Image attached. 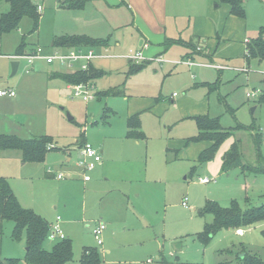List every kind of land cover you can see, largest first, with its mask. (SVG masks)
<instances>
[{
  "label": "rangeland",
  "instance_id": "374dc122",
  "mask_svg": "<svg viewBox=\"0 0 264 264\" xmlns=\"http://www.w3.org/2000/svg\"><path fill=\"white\" fill-rule=\"evenodd\" d=\"M32 1L37 3L36 7L41 6L40 11L37 9V30L32 32V20L24 17L17 30L0 39V89L15 91L14 96H0V134L21 139L46 135L52 140L47 145L51 150L39 163L23 162L19 150H0V175L9 181L21 206L32 209L48 225L60 216L63 233L72 242L73 261L80 258L84 247L95 248L101 264H239L238 255L242 252L257 254L264 260V222L240 228L244 230L241 236L235 230L223 229L207 239L200 238L204 225L212 220L210 213L200 212L207 201L225 207L236 200L242 209L264 203V174L244 175L238 168L221 171L222 155L235 142L244 163H256L257 147L259 163H264V102L258 101L264 94V61L248 66L252 59L245 57L247 63L232 70L231 83L223 81L221 97H226L232 112H225L216 93L209 94V113L225 112L221 124L230 128L231 133L213 159L199 165L197 156L202 146L197 142L184 144L196 135L192 116L206 114L207 93L205 88L192 85L215 81L217 71L213 68H174L168 63L146 60L131 65L136 70L147 64L130 75L125 58H100L96 64L105 71L93 66L106 75L96 83L87 82L93 86L95 97L84 101L72 97L59 77H50L62 69L57 63L39 60L31 67L20 59L12 76L10 62L14 59L8 57L22 37L25 50L35 45L52 53V39L88 35L106 37L100 38L106 40L105 45L94 48L116 55L148 41L150 46L144 56L150 59L157 55L153 44L163 26L168 32L189 17V26L185 20L180 29L182 36L195 37L200 32V36H208L209 45L219 46L218 55L235 58L243 48V38H248L254 27L264 26V0H246L243 19L229 16L226 4L216 9L212 3L209 6L210 0H165L160 18L148 0H136V4L131 0H88L82 9L59 7L62 0ZM162 18L165 22L160 21ZM208 18L213 20L214 28ZM216 31L222 36L217 44L212 43L211 37ZM256 36L264 38V31ZM109 37L118 45L108 49ZM204 51L199 53L204 56ZM184 52L181 45L174 44L161 55L180 60ZM205 57L211 60L209 55ZM195 60L209 61L201 60L197 54ZM222 84L219 80L213 86L218 88ZM122 85L125 96L104 95L112 88L122 90ZM173 92L178 96H171ZM247 92L255 95L247 96ZM138 112L143 137H127L126 120ZM236 123L243 129H231ZM85 140L103 151L102 163L91 172L92 180L88 183L78 179L75 165ZM68 155L69 164L65 161ZM48 169L53 172L48 173ZM66 169L75 171L74 175L58 179L57 172ZM200 177L211 181L201 183ZM98 222L106 226L102 244H97L92 233ZM12 230L13 222L3 221L0 258H16L18 264H27L25 239H14ZM56 241L47 238L43 248L51 249ZM226 249L229 251L221 253Z\"/></svg>",
  "mask_w": 264,
  "mask_h": 264
},
{
  "label": "trees",
  "instance_id": "16d2710c",
  "mask_svg": "<svg viewBox=\"0 0 264 264\" xmlns=\"http://www.w3.org/2000/svg\"><path fill=\"white\" fill-rule=\"evenodd\" d=\"M5 1L9 8L6 12L0 14V36L17 30L21 20L29 17L32 20V32L36 31L39 24L40 13L37 11L36 4L32 0H0ZM87 0H64L60 4L69 9H82ZM217 3L227 4L230 15L238 18L245 17L243 0H217ZM259 31L263 32L262 27ZM106 44V40L92 38L87 35H61L52 39V46L56 48H93ZM195 47V43L190 42L188 47ZM26 44L23 37L16 48V54L28 53L25 50ZM244 56L249 59L264 60V38L256 36L246 43ZM141 69L138 67L136 70ZM135 71L130 67L129 73ZM104 72L90 65L87 70H76L74 72H53L51 78L59 77L66 84H78L95 81L100 78ZM104 95L120 96L121 91L115 88L106 90ZM258 101L264 102V94ZM231 112V111H230ZM139 112L130 115L126 120L127 137H143L140 129ZM197 133L185 140L189 142L207 141L209 145L202 149L197 157L199 165L213 159L222 142L230 135V128H224L220 124L219 116L198 115L193 116ZM243 129L241 124H236L234 129ZM252 128V127H251ZM257 133L254 134V137ZM51 138L42 136L39 138L21 139L15 135L0 134V150L16 149L21 152L23 162H43L46 154L51 150L48 144H51ZM83 142L80 146H82ZM257 145V144H256ZM257 161L255 164H246L242 161V153L239 145L232 143L230 148L224 152L221 158V171L227 173L238 168L244 175L247 173L264 174V163H259L260 152L256 148ZM177 151V150H175ZM264 196V194L262 195ZM248 203V198H245ZM200 212L210 213L212 220L204 225L203 233L200 238L207 239L213 233L219 230H237L243 227H252L264 222V203L260 205L248 206L242 209L236 200H231L228 206H220L215 201H207ZM3 221L13 222L12 237L21 239L24 237L27 246L25 259L27 264H101L99 252L95 248L84 247V250L77 261L72 258V242L69 238L56 241L51 249L43 248V243L47 239L49 226L47 222L32 209L21 206L9 181L0 175V233L3 227ZM264 236V232H263ZM221 251V253L227 252ZM238 255L239 264H264V260L257 254ZM241 253V254H242ZM0 264H18L16 258H0ZM218 264H228L220 261Z\"/></svg>",
  "mask_w": 264,
  "mask_h": 264
},
{
  "label": "crops",
  "instance_id": "0c3cea01",
  "mask_svg": "<svg viewBox=\"0 0 264 264\" xmlns=\"http://www.w3.org/2000/svg\"><path fill=\"white\" fill-rule=\"evenodd\" d=\"M62 1H64V0H62ZM136 0H131V2L133 3L134 2V4H136L137 2H135ZM1 2L2 1H0V14L1 13H4V12H6V10H8V8H9V6H8V4L4 1V3L5 4H1ZM86 2H88V0L86 1ZM86 2H85V4H86ZM34 3V2H33ZM209 3V2H208ZM211 3H212V7L213 8H219L220 6H221V4H224V3H217V0H210V3H209V6H211ZM34 4H37V3H34ZM85 4H84V6H85ZM148 4L150 5V7L151 8H153V9H155V10H157L155 13H157L158 14V17L160 16V12H163V11H165V0H148ZM149 5H148V8H149ZM83 6V7H84ZM128 6H130V4H128ZM245 6H246V0H243V7H244V9H245V16H246V8H245ZM59 7H62V6H59ZM65 8V7H64ZM4 10V11H3ZM226 11H227V14L230 16V13H229V7H228V5L226 4ZM209 15V14H208ZM231 16H233V15H231ZM176 18H177V16H175ZM182 17V16H181ZM235 17V16H234ZM160 18V17H159ZM197 18V17H196ZM236 18H238V17H236ZM239 19H241V18H239ZM243 19V18H242ZM182 21H183V23H181L179 26H172V27H170V29L168 30V32L166 31V29H165V26H163V30H162V33L160 34V36H159V39L158 40H156L155 41V43L153 44V47L156 49V54L157 55H155L154 57H158V56H161L162 58H164L161 54H163L164 52H166L167 50H168V48L171 46V45H174V44H179V45H181L182 46V48L184 49V55L183 56H181V59L180 60H185V59H187V58H189V60H191L192 62H194V64H186V63H175L174 61H176L175 59H167V58H164L166 61H164V62H157V63H159V64H161V63H168V64H171L174 68L176 67V66H178V65H184V66H186V67H188L189 69H191V68H193V67H198L199 65H202V63H205V62H198V61H196L195 60V55L197 54V55H199L200 57H201V60H203V58H204V60H209L206 64H216V65H227V66H232V67H236L237 65H239L240 63H247L244 59H245V56H244V53H245V46H246V43L247 42H249L248 40H250V39H252V38H255L256 37V35H257V33L259 32V30L263 27L264 28V26L263 25H259L258 27H254L253 29H252V31H250V35H249V37L248 38H246V37H244L243 38V40H242V42H243V48H242V50L240 51V53H239V55H238V53L236 54V56H235V58H232V57H227V56H224V55H221V53H220V55L222 56V57H220V55H218L217 53H216V50H217V47H219V46H217L216 48H214V46L213 45H209V43H208V36H205V37H207V38H205L204 36H200V34H198V33H200V32H197L196 34H197V36H195V37H192V36H188V35H186V36H182L181 35V32H180V29H182L183 27H184V21L186 20V22H187V24H188V26H189V23H190V18L188 17V18H186V19H181ZM207 20H209V23L211 24V26H212V28H214V23H213V20L212 19H210V18H208ZM160 21L161 22H165V18H162V19H160ZM187 26V27H188ZM245 29H246V26H244V31H245ZM4 35V34H3ZM141 35L145 38V39H148L149 37L147 36V38H146V36L144 35V33H141ZM88 36V35H87ZM194 36V35H193ZM89 37H91V36H89ZM214 40H213V42L212 43H219L221 40H222V36L218 33V31H216L215 32V34L214 35H212L211 36ZM92 38H95V37H92ZM96 38H106V37H96ZM0 39H1V36H0ZM167 39H169V43H167L166 42V40ZM190 42H193V43H195V47H188V44L190 43ZM145 43H147V47L146 48H143V45L142 46H140L139 48L137 47V48H129L128 50H130V49H132V50H138V49H141L142 50V53H143V55H144V51H146L147 50V48H149V46H150V43L148 42V41H145ZM144 43V44H145ZM222 43V42H221ZM109 45H108V49H110L111 48V46L112 45H118V42L117 41H114V40H112L110 37H109V43H108ZM50 45H52V42H51V44ZM170 45V46H169ZM114 46V47H115ZM33 47H35V45L34 46H31V47H28V49H26V50H30V49H32ZM16 48H17V46L15 47V51H14V53L13 54H16ZM55 48V47H54ZM193 48H194V51L195 52H193ZM64 49H66V48H59V50H64ZM203 49L205 50L203 53L205 54V55H209L210 57H211V60L210 59H208L207 57H205V55L203 56L201 53H199L200 51H203ZM244 49V50H243ZM127 50V51H128ZM12 54V55H13ZM12 55H9L8 54V57H9V59L11 60V56ZM116 55V54H115ZM203 57V58H202ZM214 59H217V60H221V63H215V62H213V60ZM254 61H257L258 63H260V62H262V61H264V60H258V59H252L250 62H249V65L248 66H251V64L254 62ZM128 63H129V67H131V65H133L134 63H132V62H129V61H127ZM149 62H151V60H148V63ZM156 62V61H155ZM96 64V61H94L91 65L93 66V65H95ZM97 65V64H96ZM147 65V64H146ZM146 65H144L143 67H145ZM98 66V65H97ZM203 66H206V65H203ZM99 67V66H98ZM143 67H141V68H143ZM207 67H210V66H207ZM96 68V67H95ZM99 68H101V67H99ZM210 68H213L214 70H216L217 72V77H216V79H215V81H213V82H211V83H200V84H198V83H194L193 85H192V87H194V88H197V87H203V88H205L206 89V101H207V111H206V114H208L209 116H219V118H220V124H221V116L222 115H224V113L226 112V111H228V112H232V108L231 107H229L228 106V104H227V100H226V97H221V92H220V90H221V87L223 86V85H225V84H222L223 83V81H230V82H228V84L229 83H231V79H232V75H233V72H232V69H228V68H214V67H210ZM98 69V68H97ZM101 69H103V68H101ZM18 70V69H17ZM64 70V68L62 67V69H59V71L61 72V71H63ZM104 70V69H103ZM139 70H141V69H138V70H135V71H132V72H130V73H128V74H135L136 72H138ZM105 71V70H104ZM105 74V73H104ZM103 74V75H104ZM103 75L100 77V78H98V79H96L94 82L96 83V82H98L102 77H103ZM106 75V74H105ZM192 76H193V74H192ZM103 79V78H102ZM219 80H221V86H219L218 88H215L213 85H214V82H216V81H218L219 82ZM63 83L65 84V86H66V88H68V89H70L69 88V84H66L64 81H63ZM125 84V83H124ZM123 84V85H124ZM122 85V90H120L121 91V94L123 95V96H125L124 95V90H123V88H124V86ZM220 85V84H219ZM211 93H216V96H217V101L220 103H222L223 104V106L225 107V112L223 113V112H221V113H218V112H220L219 110L218 111H215V113H209V94H211ZM171 96H178V94L177 93H175V92H173L172 94H171ZM140 113V112H139ZM140 115V114H139ZM201 115V114H200ZM203 115H205V114H203ZM194 116H198V115H194ZM193 117V116H192ZM139 118H140V116H139ZM194 121V120H193ZM195 123V122H194ZM237 124V123H236ZM236 124H235V126H236ZM196 126V125H195ZM221 126H222V124H221ZM234 126V127H235ZM127 127V126H126ZM234 127H231V129H234ZM141 129V128H140ZM196 133H197V128H196ZM84 142H86V143H89L88 141H84ZM90 144V143H89ZM197 144H200L201 146H202V148H201V150L202 149H204L205 147H207L208 145H209V142H207V141H201V142H197ZM92 145V144H91ZM93 146V145H92ZM186 146V145H185ZM200 150V151H201ZM100 151V153L102 154V150H99ZM199 154V153H198ZM198 157V156H197ZM65 161L66 162H68L67 164H69V162L71 161V157L68 155V156H66L65 157ZM101 163H102V161H101ZM100 163V164H101ZM62 164H59V166H61ZM98 166V165H97ZM65 167V166H64ZM71 167V166H70ZM70 167H68L69 169H70ZM96 168V167H95ZM94 168V169H95ZM69 169H66V171L67 170H69ZM93 169V170H94ZM92 170V171H93ZM70 171H72V172H74L75 173V171H73V170H70ZM78 172L76 173V174H78V179L79 180H81L82 182H84V183H88V182H90L91 180H92V176H91V172L92 171H90V176H91V178H90V180H88V181H83V179H82V175L80 174V172H79V170H77ZM74 175V174H73ZM66 179V178H65ZM61 180V179H60ZM263 195V194H262ZM55 220V219H54ZM53 220V221H54ZM52 221V222H53ZM51 222V223H52ZM50 223V224H51ZM49 224V225H50ZM48 225V226H49ZM61 225V224H60ZM106 228V227H105Z\"/></svg>",
  "mask_w": 264,
  "mask_h": 264
},
{
  "label": "built area",
  "instance_id": "2783aa9c",
  "mask_svg": "<svg viewBox=\"0 0 264 264\" xmlns=\"http://www.w3.org/2000/svg\"><path fill=\"white\" fill-rule=\"evenodd\" d=\"M37 9L40 11L41 6H37ZM148 45L147 43L143 44V48H146ZM108 51H100L96 48H81V49H74V48H67L64 50H59V48L55 47V50L52 53H46L44 48L40 46H35L32 50L28 53L22 54H15L12 55L11 58L14 60L25 59L28 65H34L36 61H45L46 63H57L61 67L64 68L63 72L69 71L74 72L76 70H87L89 66L100 58H111V57H122L132 62L134 64L142 63L143 61H156V62H164L166 61L161 56L153 57L150 59L145 58L142 53L141 49L136 50H128L123 55H115L107 53ZM175 63H186V64H194L189 58L185 60H176ZM202 65L214 67V68H228V69H237L231 66L225 65H216V64H206L202 63ZM69 88L72 92V97H81L84 101L89 99H93L94 92L93 86L90 83H78V84H69ZM14 96L15 91L12 88H4L0 89V96ZM247 96H253L254 93H246ZM102 161V156L99 150L93 147L89 143H84L82 146L79 147V158L75 162L76 168L79 170L80 174L82 175L83 181L90 180V171H92L98 164ZM48 173L53 172L52 169H48ZM74 172L67 170V171H58L56 177L58 179H63V177H70L73 176ZM199 181L201 183H209L211 179L207 177H200ZM182 204L185 205V202L182 201ZM61 218L59 215L55 217V220L49 225L47 238L50 240H61L64 239L66 236L63 233V230L60 225ZM105 224L103 222H98L92 228V233L94 239L96 240L97 244H102V233L105 229ZM235 233L239 236L244 234L243 229L235 230Z\"/></svg>",
  "mask_w": 264,
  "mask_h": 264
},
{
  "label": "water",
  "instance_id": "95a60500",
  "mask_svg": "<svg viewBox=\"0 0 264 264\" xmlns=\"http://www.w3.org/2000/svg\"><path fill=\"white\" fill-rule=\"evenodd\" d=\"M10 66H11V75L13 76L16 72H17V69H18V66H19V61L18 60H12L10 62ZM254 109V108H253ZM69 119H71V116H68ZM27 249V247H26ZM244 254H240V257H243Z\"/></svg>",
  "mask_w": 264,
  "mask_h": 264
}]
</instances>
